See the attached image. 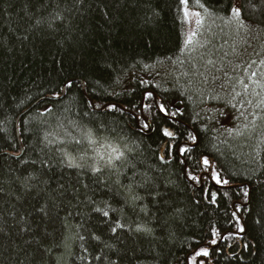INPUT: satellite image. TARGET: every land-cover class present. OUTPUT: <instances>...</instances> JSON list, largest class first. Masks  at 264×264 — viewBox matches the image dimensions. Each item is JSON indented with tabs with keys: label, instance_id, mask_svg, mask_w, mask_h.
<instances>
[{
	"label": "trees",
	"instance_id": "1",
	"mask_svg": "<svg viewBox=\"0 0 264 264\" xmlns=\"http://www.w3.org/2000/svg\"><path fill=\"white\" fill-rule=\"evenodd\" d=\"M202 250L264 264V0H0V264Z\"/></svg>",
	"mask_w": 264,
	"mask_h": 264
},
{
	"label": "rangeland",
	"instance_id": "2",
	"mask_svg": "<svg viewBox=\"0 0 264 264\" xmlns=\"http://www.w3.org/2000/svg\"><path fill=\"white\" fill-rule=\"evenodd\" d=\"M186 12L189 13V15L186 16L187 18V21H188V27H189V32H195L197 31V28H198V25L200 24L201 20H202V17H201V13L196 11V10H192L190 8H186ZM198 14V15H197ZM111 147H115L114 145H111ZM111 149V150H110ZM108 149V152H111L114 151V148H110ZM117 150V149H115ZM217 178H219L217 172L214 173V181L217 183ZM219 183L218 184H221V180L219 178ZM209 249V248H207ZM202 252H206V250H202L200 251V253ZM198 254L197 256H193L191 257L190 261H189V264H205L201 257H204L203 255L201 254Z\"/></svg>",
	"mask_w": 264,
	"mask_h": 264
},
{
	"label": "water",
	"instance_id": "3",
	"mask_svg": "<svg viewBox=\"0 0 264 264\" xmlns=\"http://www.w3.org/2000/svg\"><path fill=\"white\" fill-rule=\"evenodd\" d=\"M81 84H82V87H83V91L85 92V95H86V97H87V99L90 101V103H91V105L93 106V107H95V105H94V101L91 99V98H89L88 96H87V93H86V91H85V86H84V84H83V82H81ZM65 88L63 89V91H62V95H61V97L60 98H63L64 97V95H65ZM107 106H104L101 110L103 111L105 108H106ZM21 117V116H20ZM19 122H20V118L17 120V127L19 126ZM148 125L150 126L151 124L148 122ZM19 140H20V143H21V139H20V136H19ZM21 149H22V152H21V154H20V156L23 154V152H24V150H23V146H22V144H21ZM212 166H213V163H212ZM211 172V171H210ZM210 172L208 173V175L210 174ZM205 175H207V174H202L201 175V177H200V181L202 182V178H203V176H205ZM202 186V185H201ZM216 246L217 245H205V246H201L200 248H198L193 254H196V253H198V251L200 250V249H202V248H209V249H213V248H216ZM190 261V257L188 258V262ZM202 261H205V263L207 264L208 263V261L206 260V259H202Z\"/></svg>",
	"mask_w": 264,
	"mask_h": 264
},
{
	"label": "snow or ice",
	"instance_id": "4",
	"mask_svg": "<svg viewBox=\"0 0 264 264\" xmlns=\"http://www.w3.org/2000/svg\"><path fill=\"white\" fill-rule=\"evenodd\" d=\"M184 3L187 4V0H184ZM185 15L187 16V15H189V13L188 12H185ZM233 15H235L236 17H239L240 16V12L238 10L234 9L233 10ZM188 43H192V39L191 38H189ZM165 135H168V133L166 132ZM205 163H207V161H205ZM219 182H220L219 181V178H217V183H219ZM225 183H227V181H225ZM241 231H243V229H241ZM200 254L206 256L207 255V252H202Z\"/></svg>",
	"mask_w": 264,
	"mask_h": 264
},
{
	"label": "flooded vegetation",
	"instance_id": "5",
	"mask_svg": "<svg viewBox=\"0 0 264 264\" xmlns=\"http://www.w3.org/2000/svg\"><path fill=\"white\" fill-rule=\"evenodd\" d=\"M210 171H211V169L209 170V172H210ZM209 172H208V173H209ZM205 177H206V178H209V175H205Z\"/></svg>",
	"mask_w": 264,
	"mask_h": 264
}]
</instances>
